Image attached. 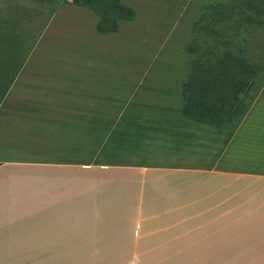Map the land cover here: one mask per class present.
Masks as SVG:
<instances>
[{"label":"crops","instance_id":"obj_1","mask_svg":"<svg viewBox=\"0 0 264 264\" xmlns=\"http://www.w3.org/2000/svg\"><path fill=\"white\" fill-rule=\"evenodd\" d=\"M120 1L134 17L109 33L88 7H56L0 102V264H264V113L223 128L182 114L192 24L208 0ZM256 32L245 58L263 73ZM95 122L119 123L130 159L64 156L79 141L62 123ZM192 243L208 256L155 257Z\"/></svg>","mask_w":264,"mask_h":264},{"label":"trees","instance_id":"obj_2","mask_svg":"<svg viewBox=\"0 0 264 264\" xmlns=\"http://www.w3.org/2000/svg\"><path fill=\"white\" fill-rule=\"evenodd\" d=\"M71 3L88 7L97 15L96 30L100 33L114 32L118 20H132L134 17V10L120 0H71ZM223 28L226 30L220 32ZM256 30H264V0H210L205 3L198 20L192 24V34L197 31L213 32L219 37L228 34L226 45ZM30 50L3 89L0 102ZM188 51L193 54L190 44ZM204 64L199 56L192 58L183 82L182 114L195 121L223 128L233 123L246 109L252 97L250 92L258 66L228 50L219 54L213 64Z\"/></svg>","mask_w":264,"mask_h":264},{"label":"rangeland","instance_id":"obj_3","mask_svg":"<svg viewBox=\"0 0 264 264\" xmlns=\"http://www.w3.org/2000/svg\"><path fill=\"white\" fill-rule=\"evenodd\" d=\"M210 1V0H208ZM207 1V2H208ZM218 2L216 0H211ZM226 0H222L225 2ZM70 3L71 0H0V95L15 73L24 56L33 46L35 40L41 34L46 22L49 20L54 9L61 4ZM216 26H214L215 28ZM222 28V27H221ZM226 29H221L224 32ZM263 32H256L264 34ZM255 32V31H254ZM252 33V32H251ZM228 35V34H227ZM226 36L219 37L213 32H195L192 34L190 46L193 50L192 58L199 56L206 65H211L224 50L232 52L235 56H246L247 34L236 38L231 44L226 45ZM257 59L264 65V54L256 53ZM239 75V74H238ZM251 99L244 113H264V72L257 71L254 77V86L251 88ZM255 106V111H248L249 106ZM64 133L78 131L79 153L75 155L65 154L67 157H77L80 163L107 164L122 160L123 155L130 159L131 154L122 153L125 148L118 146L119 123L118 122H95L89 123H62ZM93 133L87 143V134ZM128 140V139H125ZM134 141V139H129ZM92 142V144H91ZM131 155V156H130ZM229 196H224L222 235V256H230L231 233V202ZM185 252L167 248L159 251L155 257L160 259L170 258V261L187 258L191 262H197V258L204 255L205 251H198L195 246ZM201 252V255H199ZM208 252H206V257Z\"/></svg>","mask_w":264,"mask_h":264}]
</instances>
